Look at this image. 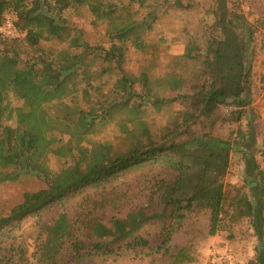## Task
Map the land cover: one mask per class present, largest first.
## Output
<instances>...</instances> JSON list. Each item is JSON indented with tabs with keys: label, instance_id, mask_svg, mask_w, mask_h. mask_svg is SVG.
<instances>
[{
	"label": "trees",
	"instance_id": "1",
	"mask_svg": "<svg viewBox=\"0 0 264 264\" xmlns=\"http://www.w3.org/2000/svg\"><path fill=\"white\" fill-rule=\"evenodd\" d=\"M175 1L154 0L160 5ZM192 1L187 0L186 8L193 9ZM209 1L204 50L191 46L185 53L188 60L201 53L204 72L197 91L161 99L145 76L134 80L119 70L110 94L100 95L84 111L76 104L78 83L89 86L88 80L110 73L112 63L118 67L128 35L144 23L108 21V35L117 43L101 50L72 33L60 15L86 0H0V24L11 17L22 33L16 40L0 38L6 46L0 51V111L8 95L27 109L15 108L16 125L1 129L0 183L31 175L46 184L24 193L20 204L0 216V264H77L86 259L101 264H197L201 244L242 221H248L257 241L254 261L248 264H264V168L256 160L249 108L258 29L235 2ZM102 15L97 9L96 20ZM41 41L67 44L79 52L51 55L38 48ZM24 47L40 54L22 62ZM97 63L101 71L89 72ZM81 74L85 78L76 82ZM142 96L151 99L156 112L176 103L174 120L157 132L138 121L134 140L124 151H112L108 143L81 146L82 138L95 133L94 120L107 118L112 104ZM51 102L58 104L65 131L71 132L56 150L65 161L56 172L43 162L56 142L43 109ZM140 109L137 105L131 112L138 115ZM224 130L228 133L221 134ZM232 152L242 155L241 186L225 183ZM127 174H133L136 191L132 181L117 185ZM141 194L148 197L146 204L135 205ZM28 218L31 225L15 232L16 224Z\"/></svg>",
	"mask_w": 264,
	"mask_h": 264
},
{
	"label": "rangeland",
	"instance_id": "2",
	"mask_svg": "<svg viewBox=\"0 0 264 264\" xmlns=\"http://www.w3.org/2000/svg\"><path fill=\"white\" fill-rule=\"evenodd\" d=\"M228 1L235 2L247 20L257 25L258 29L253 44L255 51L251 64L253 81L251 99L253 101L249 108L256 135L255 156L258 164L264 168V0ZM186 2L187 0H176L172 5H160L154 0H143L142 2L139 0H86V4L68 8L60 14L72 33L79 35L90 47L101 50H107L112 43H117L112 42L108 35V21L117 22L129 18L138 24L144 23L136 32L128 35L127 42H124V55L118 67L112 63L109 65L110 73L88 80L89 86L83 82L78 83L74 94L76 104L80 109L88 111L90 105L100 100L98 99L100 95L103 97L109 95L116 75L120 74L119 70L134 80L145 76L149 85L153 87V92L161 99H172L178 95L190 94L200 88L203 80L201 74L204 72L200 65L201 53H198L197 58L193 60L186 59L185 53L191 46L204 50L205 40L208 39L206 26L210 23V18L205 12L209 8L210 1L193 0V9L186 8ZM97 9L105 18L96 20ZM135 43H138L140 48ZM4 45L0 40V51L6 47ZM38 48L51 55H57L62 50L70 55L79 52V50L69 49L67 44L55 41H41ZM24 51L25 53L20 57L22 62L40 54L39 51L32 52L25 47ZM89 59L90 56H87L86 61ZM99 64H96V68H88V71H101ZM80 78H85V76L81 74L76 82ZM177 82H182V84L178 87ZM135 88L140 94L138 84H135ZM150 102L151 99L142 96L139 99H126L112 104L108 108L107 118L103 116L94 120L95 133L82 138L81 146L90 149L93 144L108 143L112 146V151H124L130 141L134 140L135 126L138 121L143 122L151 132H157L176 117V103L156 112L149 105ZM65 103H69V99L65 100ZM137 105H140L141 109L138 115H134L131 108ZM15 108H23L22 101L8 95L0 111V133L3 127L16 125L13 111ZM43 109L48 122L54 128L51 136L56 139L43 162L47 170L56 172L65 162L57 156L56 150L67 142L71 132L65 131V123L56 102L43 105ZM23 110L27 111L26 108ZM246 122L245 119L242 121L244 127ZM227 133V130L221 131V134ZM243 180L242 155L239 152H232L225 183L228 186H241ZM129 181H132L131 184L136 191L139 186L134 184L133 174H127L125 178L119 177L116 183L123 187V184L125 182L129 184ZM45 187L44 180L31 175H21L14 182L0 183V216L7 215L11 208L20 204L24 193L36 192ZM147 198L141 194L140 199L134 200L135 205L144 206ZM69 205L70 203L67 202L65 208ZM31 222L32 219L28 218L16 224L18 230L15 232L18 233L29 227ZM256 246L257 241L248 221H242L231 230L211 237L206 243L201 244L198 249L197 264H248L254 261ZM251 252L253 254L250 258ZM233 257L237 258L236 263L228 259ZM77 264L101 263L95 259H86Z\"/></svg>",
	"mask_w": 264,
	"mask_h": 264
},
{
	"label": "built area",
	"instance_id": "3",
	"mask_svg": "<svg viewBox=\"0 0 264 264\" xmlns=\"http://www.w3.org/2000/svg\"><path fill=\"white\" fill-rule=\"evenodd\" d=\"M22 37V33L16 28L11 17H5L0 24V38L4 40H16Z\"/></svg>",
	"mask_w": 264,
	"mask_h": 264
},
{
	"label": "crops",
	"instance_id": "4",
	"mask_svg": "<svg viewBox=\"0 0 264 264\" xmlns=\"http://www.w3.org/2000/svg\"><path fill=\"white\" fill-rule=\"evenodd\" d=\"M233 254H234V253H233ZM252 254H253V253L251 252V255L249 256L250 258H251V256H252ZM229 255H232V254L229 253ZM233 256H235V255H233ZM228 259H230L232 263H234V262L236 263V262H237V258H234V257H233V258H228Z\"/></svg>",
	"mask_w": 264,
	"mask_h": 264
}]
</instances>
